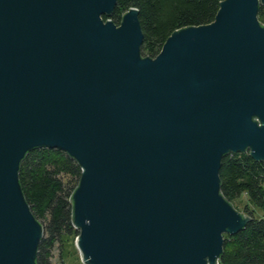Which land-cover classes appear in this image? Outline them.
Instances as JSON below:
<instances>
[{
    "label": "water",
    "instance_id": "water-1",
    "mask_svg": "<svg viewBox=\"0 0 264 264\" xmlns=\"http://www.w3.org/2000/svg\"><path fill=\"white\" fill-rule=\"evenodd\" d=\"M116 3L0 0V264H36L44 226L18 171L42 147L80 167L83 264H218L251 219L219 172L229 152L264 161V0H221L154 57L138 9L116 24Z\"/></svg>",
    "mask_w": 264,
    "mask_h": 264
},
{
    "label": "trees",
    "instance_id": "trees-1",
    "mask_svg": "<svg viewBox=\"0 0 264 264\" xmlns=\"http://www.w3.org/2000/svg\"><path fill=\"white\" fill-rule=\"evenodd\" d=\"M220 1L117 0L110 19L118 24L126 10L136 7L143 34L141 54L154 57L174 30L213 21ZM262 14L260 8L258 19L264 23ZM64 175L75 177V184L65 181ZM79 176L77 161L60 149H33L20 162L18 178L22 191L32 213L44 226L36 264H51L54 244L77 235L71 221L70 197ZM219 176L220 193L233 206L236 199L245 195L262 214L257 216L248 210L251 219L246 226L236 234L223 235L218 264H264V161L253 159L248 151L229 152L222 158Z\"/></svg>",
    "mask_w": 264,
    "mask_h": 264
},
{
    "label": "rangeland",
    "instance_id": "rangeland-1",
    "mask_svg": "<svg viewBox=\"0 0 264 264\" xmlns=\"http://www.w3.org/2000/svg\"><path fill=\"white\" fill-rule=\"evenodd\" d=\"M264 17V9L263 14ZM64 180L69 181L70 185L75 184V177L64 175ZM234 206L238 211L248 214V210H252L255 215L259 216L262 211L256 208L254 205L249 203L245 195H242L239 199L234 201ZM247 207L248 209H245ZM75 234L68 236L62 244L56 242L51 250L50 261L51 264H83L79 251L75 245Z\"/></svg>",
    "mask_w": 264,
    "mask_h": 264
},
{
    "label": "flooded vegetation",
    "instance_id": "flooded-vegetation-1",
    "mask_svg": "<svg viewBox=\"0 0 264 264\" xmlns=\"http://www.w3.org/2000/svg\"><path fill=\"white\" fill-rule=\"evenodd\" d=\"M261 8H263V9H264V7H261Z\"/></svg>",
    "mask_w": 264,
    "mask_h": 264
}]
</instances>
